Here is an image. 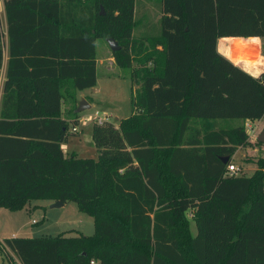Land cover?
Masks as SVG:
<instances>
[{
  "label": "trees",
  "instance_id": "16d2710c",
  "mask_svg": "<svg viewBox=\"0 0 264 264\" xmlns=\"http://www.w3.org/2000/svg\"><path fill=\"white\" fill-rule=\"evenodd\" d=\"M158 1L157 31L137 34L135 0H4L0 206L74 200L94 231L6 237L1 251L24 264H264V154L251 174L225 175L251 141L243 123L213 124L264 116V71L216 48L220 36L259 35L264 53V0ZM99 37L116 41L137 87L117 124L93 121L98 155L83 157L61 144L79 120L75 89L96 83ZM5 48L0 17V81Z\"/></svg>",
  "mask_w": 264,
  "mask_h": 264
},
{
  "label": "rangeland",
  "instance_id": "374dc122",
  "mask_svg": "<svg viewBox=\"0 0 264 264\" xmlns=\"http://www.w3.org/2000/svg\"><path fill=\"white\" fill-rule=\"evenodd\" d=\"M146 1L156 4L157 0ZM0 17L2 26L6 30L4 11H0ZM106 48L109 49L108 52H105ZM112 50L106 38H97V56L98 60L101 59L97 65V84L86 91L93 97V104L87 109L80 110L83 115L89 116L88 121H86L87 125L92 119L93 121L95 120V117H93L95 110L101 116L107 115V119L115 123L131 112V94L137 84H132L128 70L118 66L114 57L112 63L107 59V53L113 56ZM82 120L83 118L78 122V126L85 124ZM231 120L235 123L240 122V118H231ZM253 122L257 123V125L251 131L250 136L254 140L253 146L255 150H251L253 149L252 147L251 149L246 148L248 153L245 157L249 159L257 158L258 155L264 154V142L257 143L255 141L256 137L264 130V118L258 122L256 120ZM244 158L242 160L239 157L235 158L236 163L242 167L238 174L249 175L253 171V166H257V163H248L246 158ZM48 200L46 198L32 199L30 201L31 204H37L30 211L25 207L12 210L0 206V239L11 237L13 232L21 236L56 235L62 230L66 234H76L79 232L78 230L87 233L89 224L92 225L90 231L93 232V217L89 213L81 211L76 201L68 200L61 206H51V202ZM32 218H35L34 222ZM14 254L15 252L8 246L5 247L4 252L0 250V264H3V260L6 261V264H15Z\"/></svg>",
  "mask_w": 264,
  "mask_h": 264
},
{
  "label": "crops",
  "instance_id": "0c3cea01",
  "mask_svg": "<svg viewBox=\"0 0 264 264\" xmlns=\"http://www.w3.org/2000/svg\"><path fill=\"white\" fill-rule=\"evenodd\" d=\"M0 5H1L0 11H4L5 20H6V12H5L3 0H0ZM160 14H161V11L159 8V1L158 0L156 1V4H152V3H149L147 1L145 2V0H135V6H134L135 17H136V15H138L137 18H139V19L144 17L142 22H139L138 27L136 29L137 30L136 33L137 34H143L144 32H149L150 29L153 30V32L157 31V26H155V24H153V22H155V20H157V18L159 17ZM4 31H5L6 48H5V56H4L3 67H2V79L0 81V108H1V103H2V96H3V92H4V80L6 78L8 59H9L7 20H6V30L4 29ZM255 37H257V38H255ZM106 39L108 40V38H106ZM108 43H109V40H108ZM261 44H262V39L259 35H246V36H244V35H225V36H220L217 38L216 48L219 52L223 53L224 56L226 58H228L229 60H231L234 64L240 66L241 68H243L244 70H246L247 72H249L250 74H252L254 76H259L264 71V53L262 51ZM109 47L111 48L110 43H109ZM108 50L109 49L106 48L105 52H108ZM107 59H109L111 61V63H112V61H114L113 56L109 55L108 53H107ZM100 61H101V59L98 60V56H97V40H96V72H97V65ZM97 78H98V75H97ZM96 84H97V80H96V83L94 85L84 87L82 89H75V95L77 98V106L81 100L83 101V104H86L87 102L89 103V106H86L85 109L92 106V104H93L92 98L93 97L89 93H87L86 91L88 89H91L90 87H94ZM64 86L66 87V90H68L70 93L73 92L71 81H69V80L66 81ZM134 89H135V87H134ZM70 103H71V99L69 97L66 99H62L61 100V110L64 111L65 108H68ZM62 114H64V113H62ZM88 117L89 116H85V115H83L82 112L79 111L78 122L80 121L81 118H83L82 122L85 124H80V126H78V122H77L75 124V126H76L75 130L72 129L73 124L70 126V131L72 132V134H70V136L68 137V140L66 142H63L61 144L65 153H76L78 156H83V157H89V156L90 157H97L98 149H97L96 145L94 144V141L92 138L93 119L87 125L86 121H88V119H89ZM263 118H264V116H262L260 118H256V119L240 118V122H238V123L232 122L231 118L217 119L213 122V124L215 127H223V126H227V125H237V124H241V123H243L245 126L246 123H249V124H252L253 128H254V127H256L257 123H255L253 121L256 120L258 122L259 120H261ZM245 129H246V132L248 133V137H249V140L251 142L247 145H238L236 150L232 153L229 162H233L235 164H238L235 161L236 157H239L242 160V158H244L245 155L248 153L247 149H251V147H252L253 149H251V150H255V147L253 146L254 140L250 136L252 130H249L248 128H246V126H245ZM88 152H92V153H88ZM183 153H186L183 155H186V157H188L187 153H197V152L194 149H189ZM89 154H91V155H89ZM255 159H256V157L255 158L253 157L250 159L246 158L248 163H256V161H254ZM256 167L257 166H253V170ZM30 201H29V203H27L24 206L29 211L32 210V208L35 206V204H37V203L31 204ZM48 201L51 202V206H61L65 203V202H63L60 205H52V202L54 200L49 199ZM193 212H194V208H189L186 213H187V216L189 218L190 230H191L192 234H195L197 231V228H196L195 221L193 219ZM32 221L34 222L35 218H32ZM88 227L89 228H88L87 234H90V233H92V231H90L92 228V225L89 224ZM62 231L65 233L64 230H62ZM78 231H80V230H78ZM93 231H94V229H93ZM81 232H83V231H81ZM12 234H13L12 236L18 235V234H16V232H13ZM3 264H6L5 260H3ZM92 264H97V262L94 261V262H92Z\"/></svg>",
  "mask_w": 264,
  "mask_h": 264
},
{
  "label": "built area",
  "instance_id": "2783aa9c",
  "mask_svg": "<svg viewBox=\"0 0 264 264\" xmlns=\"http://www.w3.org/2000/svg\"><path fill=\"white\" fill-rule=\"evenodd\" d=\"M93 117H95L94 119L97 120L98 122H101L102 120L107 119V115L101 116L97 110L95 111ZM245 126L249 130H253L252 124L246 123ZM72 129L75 130L76 126L75 125L72 126ZM240 170H242L240 165L235 164L233 162H228V164L226 165L225 175H235V174H238ZM1 240L2 242H4L3 239ZM14 260H15V264H24L21 258H19L16 254H14ZM91 262H94V260L92 259Z\"/></svg>",
  "mask_w": 264,
  "mask_h": 264
},
{
  "label": "water",
  "instance_id": "95a60500",
  "mask_svg": "<svg viewBox=\"0 0 264 264\" xmlns=\"http://www.w3.org/2000/svg\"><path fill=\"white\" fill-rule=\"evenodd\" d=\"M102 11V9H101ZM110 46L112 47V49H116L118 47V45L116 44V41L114 39L108 38ZM86 106H89V103L87 102L86 104H83V101L81 100L78 104V106L76 107L77 111H80L82 109H84ZM257 140L264 142V130L256 137ZM227 156H223V160L226 159ZM63 201L61 200H54L52 202V205H60L62 204Z\"/></svg>",
  "mask_w": 264,
  "mask_h": 264
}]
</instances>
